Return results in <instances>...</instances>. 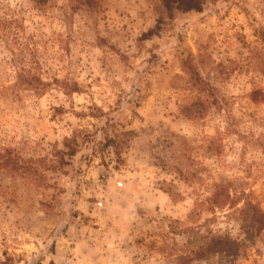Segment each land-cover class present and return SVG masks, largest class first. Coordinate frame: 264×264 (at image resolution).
I'll return each instance as SVG.
<instances>
[{"label":"rangeland","instance_id":"rangeland-1","mask_svg":"<svg viewBox=\"0 0 264 264\" xmlns=\"http://www.w3.org/2000/svg\"><path fill=\"white\" fill-rule=\"evenodd\" d=\"M0 264H264V0H0Z\"/></svg>","mask_w":264,"mask_h":264},{"label":"trees","instance_id":"trees-1","mask_svg":"<svg viewBox=\"0 0 264 264\" xmlns=\"http://www.w3.org/2000/svg\"><path fill=\"white\" fill-rule=\"evenodd\" d=\"M74 87V86H73ZM124 134H128V132H124ZM123 138H120V136L118 134H114L113 136H106L105 137V141L104 142H101V145L102 147H111L113 149V152L114 154H116L117 156V161L120 160L119 158V153H120V150H121V145H122V140ZM70 140L69 138H65V142H64V145L67 147V152L69 155H72V154H75L76 153V148L74 145H72L70 143Z\"/></svg>","mask_w":264,"mask_h":264}]
</instances>
